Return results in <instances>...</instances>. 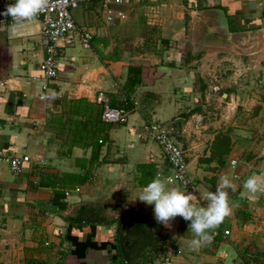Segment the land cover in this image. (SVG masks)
I'll list each match as a JSON object with an SVG mask.
<instances>
[{"label": "crops", "instance_id": "0c3cea01", "mask_svg": "<svg viewBox=\"0 0 264 264\" xmlns=\"http://www.w3.org/2000/svg\"><path fill=\"white\" fill-rule=\"evenodd\" d=\"M7 4L0 0V12ZM82 6L81 22H76L92 34V47L75 43L59 49L58 74L48 82L47 100L38 97L43 57L39 19L15 28L11 17L0 22V149L29 156L17 171L0 160V264H120L109 246L89 247L83 257L76 258L69 253L72 244L65 238L67 234L79 239L89 236L97 244H114L115 220L78 226L67 216L79 204L98 197L101 202L108 200L110 211L113 207L118 212L108 216L109 220L130 209L154 216L155 205L137 197L146 186L139 181L153 180L158 171L166 179L170 168L149 128L152 125L173 127L186 154L187 173L197 186V206H206L204 194L215 191L220 177L228 175L236 185L235 191L229 190L230 201L238 207L219 225L220 240L207 250L205 246L193 249L191 222L177 216L172 228L161 230L164 247L149 264H158L168 248L179 251L173 253L172 264H249L245 256H259L260 260L264 256V193L248 194L243 182L254 174H264V125L258 120L264 117L263 108H246L253 103L264 107V86L254 82L252 88L261 96L249 92L246 81L250 76L244 78L248 65L245 68L235 62L236 51L191 49L200 18L186 7L185 0H133L123 6L128 33L133 35L142 25L145 31L137 39L146 42L145 47L153 42V48L144 52L140 48L136 55L116 48L108 52L106 36L118 26H109L95 5ZM93 7L100 13V22L93 23ZM208 7L222 8L231 30L264 26V0L194 1L195 10ZM260 56L256 77L264 80V43ZM130 64L142 66V83L125 100L123 84ZM237 89L243 90V100L233 91ZM77 100L102 107L104 101L113 107L127 103L129 113L126 122L108 123L105 132L99 133L103 142L89 181L57 192L41 183V174L82 172L75 160L91 156L85 140H73L74 120L79 117L71 105ZM217 108L218 113L212 111ZM218 135L230 139L229 151L222 155L213 153ZM234 159L237 163L232 165ZM139 164L154 166V174L143 176ZM169 187L188 192L177 182Z\"/></svg>", "mask_w": 264, "mask_h": 264}, {"label": "trees", "instance_id": "16d2710c", "mask_svg": "<svg viewBox=\"0 0 264 264\" xmlns=\"http://www.w3.org/2000/svg\"><path fill=\"white\" fill-rule=\"evenodd\" d=\"M142 83V66L140 64H130L127 68L126 79L123 84V89L126 94V99L131 96V93ZM129 104L125 103L123 106L127 107ZM72 112L79 118L74 120V134L73 140H85L87 146L91 147V156L88 160L76 159L75 163L83 171L82 172H46L41 174V183L49 186L57 192H64L65 190L75 188L81 185L91 178L90 168L98 158L99 150L102 145L103 139L98 135L101 132H105L108 123H105L101 116L103 107L98 104L87 102L86 100H77L71 105ZM94 110H96L94 112ZM81 117V118H80ZM78 138V139H77ZM217 137V141L214 145V152L219 155L229 151L230 139L227 135H223V138ZM101 141V142H99ZM223 142V143H222ZM226 142V145L224 143ZM88 164V166H87ZM139 171L143 176L154 174L155 168L150 164H139ZM151 180L141 179V185H147ZM43 214V213H42ZM67 220L71 223H76L81 226L82 223L88 224H100L103 222H117L116 242H101L97 244L96 241L91 240L88 236L85 239H79L75 235L67 234L65 238L73 245L69 253L76 258H81L85 255L86 250L89 247H111L114 248L113 258L120 264H125L119 246V233L123 232L125 238L132 242V250L134 254L131 257L130 264H149L151 263L153 256L157 252L161 251L165 244V236L161 235L164 225L158 223L155 217L151 213H145L139 209H130L125 211L120 217L115 219H108L103 213L102 208L97 204L81 203L77 206L74 213L67 216ZM214 239L211 244L204 247L205 250L213 247L220 240V233L218 229H215ZM59 264H68L61 262Z\"/></svg>", "mask_w": 264, "mask_h": 264}, {"label": "built area", "instance_id": "2783aa9c", "mask_svg": "<svg viewBox=\"0 0 264 264\" xmlns=\"http://www.w3.org/2000/svg\"><path fill=\"white\" fill-rule=\"evenodd\" d=\"M8 3H14L15 0H6ZM133 0H49L47 7L37 16L40 21V44L43 49V57L39 64L42 73L40 78L41 93L39 98L47 100L50 98L48 91V82L58 74L57 54L59 49L72 46L78 43L83 48L90 49L92 47V34L85 26L78 25L72 15L71 10L81 5H95L101 12L103 19L108 24H116L126 19V13L123 6L129 4ZM187 8H193L195 0H185ZM10 17V16H8ZM5 16L0 15V22L5 20ZM257 84L264 86V80L258 78ZM133 105H137V101H133ZM129 110L125 107H113L104 101L102 112V120L105 123H124L127 121ZM149 128L153 131L163 156L170 168V174L166 179H171L180 184V186L192 193L196 192V184L187 173V160L183 147L177 142L174 129L172 126L159 128L152 125ZM156 131V132H155ZM0 160L9 162L10 169L17 171L21 164L29 160V156L25 154H16L0 149ZM237 160H231V164L235 165ZM160 171L156 176H160ZM78 190V188H76ZM69 191H66L68 193ZM62 231L60 230L59 233ZM229 230H224L227 234ZM72 247V245L70 246ZM173 253H179L171 248L161 256L158 264H172ZM250 264H264V256L259 261L250 260Z\"/></svg>", "mask_w": 264, "mask_h": 264}, {"label": "clouds", "instance_id": "9594fccd", "mask_svg": "<svg viewBox=\"0 0 264 264\" xmlns=\"http://www.w3.org/2000/svg\"><path fill=\"white\" fill-rule=\"evenodd\" d=\"M49 0H15L7 4L0 15L10 16L14 21L13 28L24 21L35 19L48 5ZM174 184L171 179H161L159 176L151 180L138 194L140 202L155 205L154 217L166 228H172V221L177 216L190 221L189 230L193 239L194 250L211 244L214 231L224 220L231 216L237 204L230 201L229 190L235 191L233 178L224 175L215 191L204 194L206 206H197L192 193L182 191L179 187H169ZM243 189L250 195L264 193V174L249 176L243 182ZM244 192L241 193V196Z\"/></svg>", "mask_w": 264, "mask_h": 264}, {"label": "water", "instance_id": "95a60500", "mask_svg": "<svg viewBox=\"0 0 264 264\" xmlns=\"http://www.w3.org/2000/svg\"><path fill=\"white\" fill-rule=\"evenodd\" d=\"M199 16L196 30L191 40V49L201 51L207 48L234 50L248 56V69H255L260 60L261 48L264 43V26L246 30H231L226 12L220 7L190 9ZM132 242L119 233V246L125 264H130L134 254Z\"/></svg>", "mask_w": 264, "mask_h": 264}, {"label": "rangeland", "instance_id": "374dc122", "mask_svg": "<svg viewBox=\"0 0 264 264\" xmlns=\"http://www.w3.org/2000/svg\"><path fill=\"white\" fill-rule=\"evenodd\" d=\"M82 9H83V6L81 5V6L71 10L73 17L75 18V20L78 23L81 22L80 18L82 16L81 15L82 14ZM93 10L95 11L96 9L94 8ZM101 20L102 19H101L100 13H99L98 10H96L95 13H94V22L93 23H96V21L100 22ZM124 21H121V22L116 23V24H110L109 25V26H113L115 28L118 26V29H117V31L115 33L111 34L110 36H106V38H108L107 42H106V45L108 46L107 47L108 52H112L114 50V48H116V49H120V50H125L127 52L130 51V53H135V55H136V54H138L137 50H139L140 48H143L142 52H144L145 49L153 48V42H149V45L147 47H145L146 46V44H145L146 42H143L142 40L137 39V37L141 33L142 34L144 33L145 30L142 29V28H145V27H141L142 25H139L138 30H136L137 29V27H136V29L134 31V34L132 35L131 33H128V31L126 30V27H128V25H127L128 24V19L125 22ZM119 31H121V33H119ZM94 42H95V40H94ZM147 51H149V50H147ZM220 54L223 55V54H231V53H223V52H221ZM234 57H235V62L236 61H237V63L239 62V65H243L245 68L250 63V60H249L248 56H244V55L238 53V54H235ZM261 60L263 61L264 57H262ZM225 62L226 63L227 62L230 63L232 61H225ZM248 71L249 72L245 74L246 76L244 75V78L248 79V77L250 76L249 77L250 81L249 80L246 81V82H248V86H251V88H250L251 91H249V92L253 93L254 97L255 96H261V93H259L255 89L254 90L252 89L256 85V84H254V82L256 83V79L258 78V77H256L257 74H258L257 70L252 68L251 70H248ZM227 72H230V70H228ZM222 77H225V74H223ZM225 88H226V86L224 85V87L218 91L217 95L218 96L221 95L222 91L225 90ZM233 91H235L236 94L239 96V100H243L242 99L243 90L240 91V89H237V90H233ZM235 97H236V95H235ZM257 106H258L257 103H255V104L253 103L251 105H248L246 108L254 109L256 111H259L260 108H263L262 111L264 113V107H261L260 105L258 107ZM242 107L243 106L241 105V107H239V108H242ZM212 111H214L215 113H218L219 109L218 108L217 109H212ZM258 120L261 122V124L264 125V122H263L264 121V117L258 118ZM255 122H258V121H255ZM98 200H99V197H98V199H96L95 201H92L89 204L95 203V204L99 205L102 208V213L106 217L114 216V214H118V212L115 211L116 210L115 208L111 207L112 210L110 211V208L107 207L108 200H106L107 203L101 202V201H98ZM102 203L105 204L106 206H103ZM69 212H72V210L69 211ZM245 257L248 258L247 262H249V264H250V260L251 259L253 261H259V256H245Z\"/></svg>", "mask_w": 264, "mask_h": 264}]
</instances>
